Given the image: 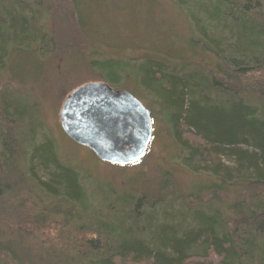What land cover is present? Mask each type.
<instances>
[{"label":"trees","instance_id":"16d2710c","mask_svg":"<svg viewBox=\"0 0 264 264\" xmlns=\"http://www.w3.org/2000/svg\"><path fill=\"white\" fill-rule=\"evenodd\" d=\"M92 1L0 0V264H264L262 0H170L191 22L193 57L151 59L139 72L150 76L143 86L200 181L177 195L174 174L164 171L161 193L172 196L124 211H111L108 200L92 207L97 193L53 141H38L39 114L21 109L20 84L3 75L9 48L49 60L60 29L86 33L81 9ZM87 44H62L75 49L82 75L99 63ZM96 71L101 77L65 89L64 103L85 85L116 86L123 76Z\"/></svg>","mask_w":264,"mask_h":264},{"label":"rangeland","instance_id":"374dc122","mask_svg":"<svg viewBox=\"0 0 264 264\" xmlns=\"http://www.w3.org/2000/svg\"><path fill=\"white\" fill-rule=\"evenodd\" d=\"M262 3L264 7V0ZM81 11L87 32L78 34L76 28L72 33L60 29L56 56L59 58L32 60L15 48L8 50L11 58L3 75L12 76L20 84L22 92L15 99L21 109L30 115L33 111L39 114L44 128L38 131V141L43 142L44 137L53 141L61 161L77 170L83 184L90 192L97 193L91 201L92 207L108 200L111 211H124L126 203L138 206L140 199L156 202L157 197L170 196V188L161 193L160 177L164 171L176 176L173 175L177 195L192 192V186L200 180L195 179L197 176L193 170L184 165L180 150L168 136L169 126L164 121L159 102L143 86L144 79L148 81L150 76L139 72L151 59L177 58L180 54L193 57L189 50L192 47V27L188 16L170 0H95ZM78 40L88 43L95 53L94 58L99 62L96 70L103 73V78L123 75L116 86L110 84L109 79H103L106 84L129 92L152 115L153 138L145 158L135 166L123 168L101 162L90 149L70 140L61 128L60 112L65 89L96 80L95 73L101 77L96 70L82 75L75 49L62 48L63 43ZM192 49L201 53L199 47ZM110 62L119 64L118 69L110 67ZM74 70L75 76L71 74ZM124 75L129 79H124ZM103 206L106 205L103 203Z\"/></svg>","mask_w":264,"mask_h":264},{"label":"water","instance_id":"95a60500","mask_svg":"<svg viewBox=\"0 0 264 264\" xmlns=\"http://www.w3.org/2000/svg\"><path fill=\"white\" fill-rule=\"evenodd\" d=\"M60 125L74 143L119 167L139 163L153 138L150 111L129 92L106 83H91L70 94Z\"/></svg>","mask_w":264,"mask_h":264}]
</instances>
